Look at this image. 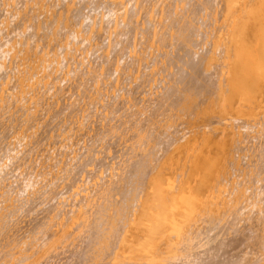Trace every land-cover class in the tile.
Returning a JSON list of instances; mask_svg holds the SVG:
<instances>
[{
    "label": "bare ground",
    "instance_id": "bare-ground-1",
    "mask_svg": "<svg viewBox=\"0 0 264 264\" xmlns=\"http://www.w3.org/2000/svg\"><path fill=\"white\" fill-rule=\"evenodd\" d=\"M0 264H264V0H0Z\"/></svg>",
    "mask_w": 264,
    "mask_h": 264
}]
</instances>
